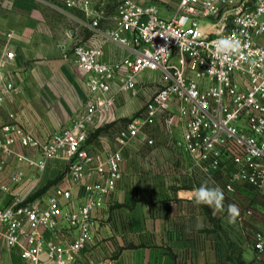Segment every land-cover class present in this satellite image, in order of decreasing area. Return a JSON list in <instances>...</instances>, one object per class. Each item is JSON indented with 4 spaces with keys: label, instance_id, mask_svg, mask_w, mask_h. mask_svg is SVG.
<instances>
[{
    "label": "built area",
    "instance_id": "1",
    "mask_svg": "<svg viewBox=\"0 0 264 264\" xmlns=\"http://www.w3.org/2000/svg\"><path fill=\"white\" fill-rule=\"evenodd\" d=\"M53 9L102 40L101 45L78 42L73 48L88 90L84 112L46 142L5 126L0 152L39 172L64 156L67 176L80 196L77 208L70 189L57 190L44 208L17 197L9 206L0 204V240L9 251L18 252L24 264H44L43 257L49 264H75L92 244L93 213L117 193L125 150L146 128L168 138L182 132L181 140L169 146L189 156L208 187L223 191L224 203L239 194L264 193V45L259 43L264 39V0H179L169 20L160 17L156 6L136 0H121L118 15L110 20L95 12L90 0H61ZM75 11L82 17L73 16ZM107 21L111 29L103 28ZM225 39L234 47L223 48ZM106 44L128 56L104 62ZM14 57L10 52L0 60V105L15 91L3 72ZM146 73L157 74L158 83L141 113L119 132L115 150L92 153L91 130L114 110L120 96L140 97L139 79ZM17 144L39 152L41 160L16 154ZM22 179L18 174L14 185ZM240 212L241 220L257 214L264 219V210L251 205ZM63 231L70 233L68 241L54 239ZM252 247L264 253V232L254 234Z\"/></svg>",
    "mask_w": 264,
    "mask_h": 264
},
{
    "label": "crops",
    "instance_id": "2",
    "mask_svg": "<svg viewBox=\"0 0 264 264\" xmlns=\"http://www.w3.org/2000/svg\"><path fill=\"white\" fill-rule=\"evenodd\" d=\"M60 1L0 0V60L5 61L7 53L15 55L3 70L15 91L0 105V139L3 138L2 128L11 125L46 142L84 112L88 90L73 48L78 42L86 46L101 45L102 40L80 28L73 19L57 13L53 7L59 6ZM90 1L95 12L104 13L109 20L114 17L105 13L107 0ZM136 2L156 6L160 17L169 20L179 0ZM73 16L82 17L79 11ZM112 27L109 21L103 23L105 29ZM259 43L264 45V39ZM127 56L128 53L117 46L104 45V62H118ZM149 75H154L156 83H146ZM152 75L146 73L140 77L139 98L120 96L114 110L98 120L88 140L92 153L106 154L117 148L119 132L141 113L157 86L158 75ZM122 120L126 122L121 123L119 132L112 133V125ZM181 137L182 132H174L168 138L163 132L146 128L127 147L117 193L101 210L93 213L92 244L77 264H176V248L189 252L193 264H223L220 252L223 243L221 246L220 241L217 244L206 239L203 246H197L196 236H200V241L204 232L201 219L205 221L208 208L196 204L193 196L194 190L205 181L185 152L176 154L169 146L170 141H179ZM13 151L34 161L41 160L39 152L24 150L18 144ZM67 168L64 156L48 162L46 169L39 172L26 163H19L15 156H4L0 152V204L9 206L17 197L31 207L44 208L56 197L57 190L70 189L72 207L77 208L76 199L80 194L67 176ZM63 173L64 179L52 185ZM18 174H22L23 179L15 186L13 180ZM244 196L252 200L258 196L256 201L264 210V193ZM69 234L59 232L54 239L68 241ZM115 245L121 252L112 259L110 249ZM225 250L228 252V247ZM228 255H231L230 250ZM42 261L49 264L45 257ZM0 264L24 263L18 252L9 251L0 240Z\"/></svg>",
    "mask_w": 264,
    "mask_h": 264
},
{
    "label": "rangeland",
    "instance_id": "3",
    "mask_svg": "<svg viewBox=\"0 0 264 264\" xmlns=\"http://www.w3.org/2000/svg\"><path fill=\"white\" fill-rule=\"evenodd\" d=\"M120 2L121 0H107V5L105 6V13H107L109 16H117L119 13ZM202 26L204 27L205 24H202ZM152 76H147L145 80L146 83H156V78ZM124 122H126V120H122L119 124L117 123L112 125L113 129L111 132H119L121 123L123 125ZM105 131L108 132L109 129ZM257 197L258 196L255 197L256 199L253 198L252 200V198L239 194L236 197L235 201H232L230 203H224V210L221 212H217L215 215H213L212 208L207 206V217H205V221L201 219V227L204 232L201 234L200 241H198L200 236H196L197 246H203V241L206 239L207 241L209 240L217 244L220 241L221 246L222 243L224 246L220 251L222 253V261H224L223 264H225V261H227L226 264H238L239 258L240 260L245 262V264H264L263 254H258L253 250L252 247V239L254 234L258 232H264V219L262 218V216L258 215L259 211H257L258 214L256 213L257 215L254 216V218H247L245 220L239 219L241 218L240 214L239 218L236 219V222L234 224L228 222L227 213V206L229 204L237 205L239 210H243L244 207L251 205L255 208L257 207L260 212H262L263 207H261V205H258L259 202L256 201L258 200ZM231 245L234 247H231ZM226 247H228V252L227 250H225ZM229 250L231 251L230 256L228 255ZM119 251L120 250L117 248V245L111 247L110 256L112 257V259H114L116 255H118ZM175 253L176 264H193V259L190 257L189 252L187 253L183 249L179 250L176 248ZM230 259H233L234 261L231 262Z\"/></svg>",
    "mask_w": 264,
    "mask_h": 264
},
{
    "label": "clouds",
    "instance_id": "4",
    "mask_svg": "<svg viewBox=\"0 0 264 264\" xmlns=\"http://www.w3.org/2000/svg\"><path fill=\"white\" fill-rule=\"evenodd\" d=\"M223 48L234 47L233 43L227 39L221 41ZM194 202L198 205L203 204L212 208L213 215L224 210V193L219 187H208L202 184L194 190ZM228 222L234 224L237 217L240 215V210L237 205L229 204L227 206Z\"/></svg>",
    "mask_w": 264,
    "mask_h": 264
},
{
    "label": "trees",
    "instance_id": "5",
    "mask_svg": "<svg viewBox=\"0 0 264 264\" xmlns=\"http://www.w3.org/2000/svg\"><path fill=\"white\" fill-rule=\"evenodd\" d=\"M64 177H65V173H63V174H61L53 183H52V185H56L57 183H59L60 181H62L63 179H64ZM231 260V262L232 261H234L233 259H230ZM229 260V261H230ZM238 264H245V262H243L242 260H240V258H239V261H238Z\"/></svg>",
    "mask_w": 264,
    "mask_h": 264
}]
</instances>
